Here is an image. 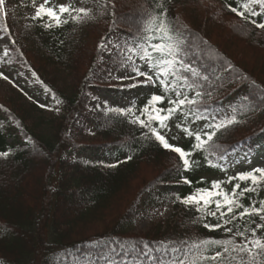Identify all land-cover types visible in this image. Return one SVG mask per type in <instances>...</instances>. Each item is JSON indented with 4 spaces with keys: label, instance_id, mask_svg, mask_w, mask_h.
Segmentation results:
<instances>
[{
    "label": "trees",
    "instance_id": "trees-1",
    "mask_svg": "<svg viewBox=\"0 0 264 264\" xmlns=\"http://www.w3.org/2000/svg\"><path fill=\"white\" fill-rule=\"evenodd\" d=\"M115 1L67 0L73 8H84L88 16L77 22L65 13L62 18L68 22L59 26L46 16L29 18L19 37L14 38V48L21 53L29 51L36 62L75 69L81 64L78 59H86L82 55L92 28L103 31L85 74L75 77L76 84L67 88L55 84L57 79H43L25 61L23 66L30 68L41 87L48 90L51 102L61 108V115L45 114L32 103L23 105L20 97H5V102H0V153H8L0 155V264H175L177 260L190 262L193 258H197V264H240L241 259L247 262V253L231 251V246L229 253H223L221 245H201L199 249L193 245L203 240L227 239L251 247L252 239L264 240V228L257 227L264 224L259 216L241 217L243 208L235 209V218L226 208L222 210L224 217L219 212L210 216L181 200L197 188L210 189L213 181H221V188L228 193L235 184L240 185L237 194L244 188L254 189L236 198L244 208L260 207L264 182H229V178L234 177L233 159H239L237 155L243 152L239 149L242 139H234L241 123L252 124L247 130L253 129L254 133L247 139L256 141L263 134V122H258L264 117V86L233 75L216 61L215 52L205 39L177 25L174 11L186 0H139V5L117 0V6ZM19 2L24 8L33 7L32 0ZM215 2L240 23L244 37L251 42L258 38L254 45L264 48V29L256 26L264 23V11L258 4L252 5V10L259 15L245 13L241 17L230 9L243 11L239 5L247 0ZM153 17L157 18L156 23L150 25ZM161 19L173 37L168 43L179 48L178 77L169 75L167 91L154 78L149 93L140 92L124 105L115 103L105 112L96 111L89 122L90 138L79 139L80 135L73 132L83 128L78 114L104 82L98 75L103 65L98 62L103 51L99 43H109L106 50L110 51V66L119 69L126 65L137 76L136 68L125 62L122 50H131L140 58L137 52L141 46L162 42L156 38L160 34L155 30ZM47 24L52 26L46 27ZM150 36L154 37L151 41ZM193 49L203 56L191 54ZM21 53H0V69L14 59L21 61ZM158 55L153 53L154 57ZM211 57L213 60H209ZM182 63L189 66L187 71ZM153 95L164 97L156 105L164 110L163 114L169 108H177L166 128L156 121L152 127L169 144L191 154L187 157L191 165L188 169L177 153L172 162L165 164L169 150L149 128L133 122L137 116L147 119L141 111ZM119 96L125 100L124 93ZM185 98L183 105L170 103ZM188 100L194 103H187ZM229 120L234 122L229 124ZM196 135L204 141L200 148L195 147L200 143ZM219 146L224 148L219 151ZM87 150L89 156L84 154ZM141 167L152 169L154 177L136 186ZM160 203L172 206L170 217L164 224H152L148 232L136 233L141 206ZM209 208L215 211L214 204ZM205 224L220 227L210 230ZM237 232L243 236L235 235ZM218 251L223 253L222 261L199 259L212 257ZM233 256L236 259H231Z\"/></svg>",
    "mask_w": 264,
    "mask_h": 264
},
{
    "label": "rangeland",
    "instance_id": "rangeland-1",
    "mask_svg": "<svg viewBox=\"0 0 264 264\" xmlns=\"http://www.w3.org/2000/svg\"><path fill=\"white\" fill-rule=\"evenodd\" d=\"M128 4L139 5V0H126ZM43 3V0H38L36 4ZM67 4V0H51V5ZM118 5L116 0L114 3ZM3 9L0 13V53L10 54L13 53L18 56L19 52L14 48V38H18L21 27L28 21L30 17L34 15L35 9L23 8L18 0H5L4 5L0 6ZM126 10L123 9V11ZM126 12V11H125ZM129 12V11H127ZM174 17L181 28L197 34L201 38L205 39L214 50L213 57L216 61L221 62L227 70H230L233 75L244 76L245 80L252 81L255 84L264 86V48H258L254 45V42H258V38L249 40L244 37V29L233 17L227 15L215 0H186L178 5L174 11ZM131 20V18L128 17ZM135 20L133 19L132 22ZM115 27V25H112ZM12 31V35L10 33ZM92 34L86 39L83 51V57L86 59H78L80 61L79 66H75L72 69L70 66L66 68L61 65L53 66L46 64L42 61L36 62L34 57L27 50H23L21 53V61L14 59L10 63L4 65L0 69V102H5V97H20L18 99L22 104H34L40 108L45 114L61 115L62 111L59 105L53 104L50 100L49 94L40 88L36 77L30 71V68L24 67L25 61L36 69L39 74L45 80L57 79L59 87L67 88L75 83V77H82L85 74L89 65V59L93 56L98 41L103 35L101 28H92ZM107 39L105 37L104 41ZM107 41L105 44L99 43V47L102 48V53L98 62H103L100 66L98 75L104 81L100 85L97 94L91 95L86 103L85 109L78 114L80 119V125L83 126L82 130L75 129V134H79V139H88L91 136L92 128L89 125L90 119L98 110L103 112L112 106L113 102L117 98H120L117 93L111 94L109 92L118 91L130 93L132 90L147 89V83L131 75L133 72L131 69H126V66L116 69L114 66H110L109 56L110 51L106 50ZM106 45V46H105ZM82 53V50H81ZM80 53V54H81ZM123 54V53H122ZM121 54V55H122ZM193 55H201L197 49L191 50ZM126 57V52L123 54ZM219 56L217 58L216 56ZM123 57V56H122ZM208 58L209 56H205ZM209 60H213L211 57ZM110 66V67H109ZM232 67V69H230ZM6 77V79H5ZM76 84V83H75ZM109 90V91H108ZM195 95H191L194 98ZM26 102H25V101ZM121 101V98H120ZM23 104V105H24ZM263 122L264 117L258 124ZM242 127L234 134V139L237 141L242 139L241 147L243 151L240 153L239 161L235 165L234 174L242 170L252 171L255 168H261L264 166V131H261V137H257L256 141L247 139L248 136L253 135L254 130L252 124L241 123ZM240 124V125H241ZM262 125V127H263ZM253 130V131H252ZM247 139V140H246ZM174 146H176L174 144ZM224 147L219 146L217 149L221 151ZM226 149V148H225ZM84 154L89 156L90 152L84 151ZM83 152L81 155L85 156ZM175 152L170 151L166 156V163L172 162ZM236 161L235 159H233ZM152 169L141 167V174L137 178L136 186L140 181H148L154 177ZM136 192V189H135ZM132 197L129 196L128 199ZM145 198V196L142 197ZM127 199V200H128ZM142 211L139 213V218L136 223L135 231L138 234L148 232L152 224H164V220L170 217L172 214L171 205H145L141 206ZM100 262V261H99ZM87 262L86 264H89ZM93 264V263H91Z\"/></svg>",
    "mask_w": 264,
    "mask_h": 264
},
{
    "label": "snow or ice",
    "instance_id": "snow-or-ice-1",
    "mask_svg": "<svg viewBox=\"0 0 264 264\" xmlns=\"http://www.w3.org/2000/svg\"><path fill=\"white\" fill-rule=\"evenodd\" d=\"M33 7L35 9L34 15L32 19H39L43 17H48L49 20L54 23L56 26H59L62 23H67L68 21L63 19V15L65 13L71 16V19L74 21H82L85 17L88 16V12L84 8H73L69 4H59V5H51V0H43V3L36 4V0H32ZM5 0H0V6L4 5ZM258 4L262 11H264V0H247V2L239 5L243 11L238 10L237 7H233L230 10L237 15L244 17L245 13H249L252 16L259 15L252 10V5ZM3 9L0 8V13H2ZM75 12L76 15H72ZM157 18L153 17L150 21V25H154L156 23ZM252 23L256 24V21H252ZM46 27H51L52 24L45 25ZM257 27L264 29V23L256 24ZM156 32L160 35L156 38L161 40L159 43H149L148 47L141 46L137 52L140 55L142 60L148 65V71H140L139 69H135L137 76L144 77L145 83L153 82L154 78L159 81L160 85L164 87L165 91H167L168 85V77L169 75L178 77V70L176 69L177 64V52L179 51L178 45L174 43H168L171 41L173 37L169 34L170 29L168 24L164 20H159L158 26L155 28ZM154 37H148V40L151 41ZM151 48V51L148 50ZM131 51V50H130ZM153 53L159 54L158 56H153ZM128 60H131V57H127ZM181 67L184 68L185 71L189 69L187 64H181ZM194 71V70H193ZM153 73V74H149ZM6 79V77H5ZM179 95V94H178ZM186 99H178L174 102L170 101V103H175L176 105H183L186 102ZM164 100V97L161 95H153L145 108L141 111V115L147 117L146 120L140 119L139 116L135 118L134 123H139L142 127H147L151 131L152 135L155 139L165 148L169 149L175 153H177L180 159L183 162L185 169H188L190 165V161L187 158L191 154L185 152L180 147H175L168 143L165 136L162 135L156 128L152 127V122L156 121L159 123L161 128L167 127V121L171 118V115L176 112L177 108L172 107L166 110L167 114H163L164 110L157 108L156 105ZM187 103H194V101L188 100ZM131 112V109H128ZM234 120H229L228 123H233ZM222 125H217V127H221ZM185 133L188 135H192V133L188 129H184ZM195 139L200 142L195 145L196 148L202 147L204 141H201V136L196 135ZM208 139H211V134L208 135ZM0 155L7 156L8 153H0ZM258 173L259 175H256ZM232 179H237L240 181H251L252 184H258L260 182H264V168H255L251 172H242L239 173L236 177H230L229 182ZM185 183H191L190 181H185ZM221 181H213L211 188H197L195 192L189 194L184 197L181 202L185 205L195 206L197 211L205 213L206 215L216 216L217 212L220 213L221 217H224L226 213L222 211L223 209H227V213L232 214L233 218H235V209L243 208V211L240 212V216H253L257 215L260 217L262 221H264V201L260 202L259 208H244L237 200V195H243L245 192L254 191L251 188H244L241 190L239 194H237L236 189L240 188L239 184H235L231 193L225 192L221 188ZM215 205V211H212L209 208V205ZM207 210V211H206ZM226 223L228 221H225ZM206 228L213 230L217 227H220L219 224L210 225L205 224ZM258 228H264V224H258ZM226 231H231L230 229H226ZM235 235L243 236V233L237 232ZM251 247L248 244L236 245L232 240H203L200 241L199 244L193 245L194 248L199 249L201 245H221L223 247V253H229L231 246V251L239 252V253H247L249 260L245 262L241 259L240 264H264V259H259L260 257H264V240L259 238H254L250 242ZM223 253L216 252V254L212 257H203L201 256L199 259L207 260L211 259L212 261H222ZM231 259H236V257H231ZM175 264H197V258H193L190 262L186 260H177Z\"/></svg>",
    "mask_w": 264,
    "mask_h": 264
}]
</instances>
